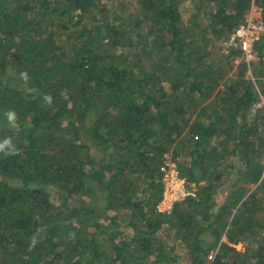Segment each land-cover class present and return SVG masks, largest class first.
Segmentation results:
<instances>
[{"label": "trees", "instance_id": "obj_1", "mask_svg": "<svg viewBox=\"0 0 264 264\" xmlns=\"http://www.w3.org/2000/svg\"><path fill=\"white\" fill-rule=\"evenodd\" d=\"M253 6L0 0V264H264V32L222 52Z\"/></svg>", "mask_w": 264, "mask_h": 264}, {"label": "built area", "instance_id": "obj_2", "mask_svg": "<svg viewBox=\"0 0 264 264\" xmlns=\"http://www.w3.org/2000/svg\"><path fill=\"white\" fill-rule=\"evenodd\" d=\"M254 7V6H253ZM252 9V8H251ZM258 17H247L238 23L235 29L223 42L231 48H238L241 51L243 60L248 64L254 61L253 45L264 32V18L260 8L255 7ZM162 172L161 182L163 184L162 199L158 204L160 212L169 213L173 205L187 196L194 195V184H189L179 173L177 163L170 154L165 155L164 162L160 169ZM215 251H211L203 264H213Z\"/></svg>", "mask_w": 264, "mask_h": 264}, {"label": "rangeland", "instance_id": "obj_3", "mask_svg": "<svg viewBox=\"0 0 264 264\" xmlns=\"http://www.w3.org/2000/svg\"><path fill=\"white\" fill-rule=\"evenodd\" d=\"M255 7H252V9L249 10V12L245 15V18L247 17H252V18H256L258 17L257 15V12L254 10ZM188 10L185 8L184 12H187ZM229 51L231 52L232 51V48L231 46H228L226 44H223L222 45V52L224 54H228ZM239 60H243V57L242 55L240 54V56L238 57L237 61ZM233 73V71H230L229 75ZM259 105H263L264 106V99L260 101ZM228 183H229V180L228 181H225L224 183H221L220 185H218V190H217V196H216V199L219 201V202H222L224 199V195L227 194V191H228ZM222 191V192H221ZM56 200V198L54 199V201ZM129 231V230H128ZM233 245V244H231ZM237 250H239L240 252H242L244 250V246L242 243H238L236 244V246H234Z\"/></svg>", "mask_w": 264, "mask_h": 264}, {"label": "clouds", "instance_id": "obj_4", "mask_svg": "<svg viewBox=\"0 0 264 264\" xmlns=\"http://www.w3.org/2000/svg\"><path fill=\"white\" fill-rule=\"evenodd\" d=\"M21 75H22V78H23L24 80H27V79H28V76H27L26 73H22ZM46 99H47L49 102H51V97H50V96H49V97H46ZM7 117H8V120H9V121H14V120H15V113H13V112H8V113H7ZM6 144H10V140L6 139V140L4 141V144H0V150H2ZM14 153H15V152H13V154H14Z\"/></svg>", "mask_w": 264, "mask_h": 264}, {"label": "crops", "instance_id": "obj_5", "mask_svg": "<svg viewBox=\"0 0 264 264\" xmlns=\"http://www.w3.org/2000/svg\"><path fill=\"white\" fill-rule=\"evenodd\" d=\"M233 246H236V245H233Z\"/></svg>", "mask_w": 264, "mask_h": 264}]
</instances>
